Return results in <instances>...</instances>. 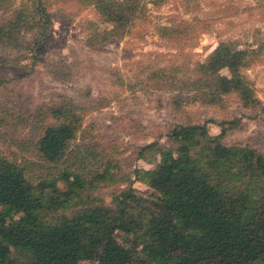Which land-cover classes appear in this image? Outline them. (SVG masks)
I'll use <instances>...</instances> for the list:
<instances>
[{
	"label": "trees",
	"instance_id": "trees-1",
	"mask_svg": "<svg viewBox=\"0 0 264 264\" xmlns=\"http://www.w3.org/2000/svg\"><path fill=\"white\" fill-rule=\"evenodd\" d=\"M28 1L0 25V38L40 16L30 45L37 52L50 37L51 19L46 0ZM140 1L94 3L122 31ZM248 56L224 43L209 54L197 81L207 88L206 104L234 93L244 108L259 106L241 75ZM48 108L34 148L56 174L35 178L29 165L0 155V264H264V156L248 144L224 142L236 121L217 124L214 136L211 120L177 125L166 134L170 147L142 146L137 159L150 167L135 169L107 205L90 193L113 178L114 165L98 154L89 159L92 152L72 155L80 116L66 100ZM134 184L152 193L145 197Z\"/></svg>",
	"mask_w": 264,
	"mask_h": 264
},
{
	"label": "rangeland",
	"instance_id": "rangeland-1",
	"mask_svg": "<svg viewBox=\"0 0 264 264\" xmlns=\"http://www.w3.org/2000/svg\"><path fill=\"white\" fill-rule=\"evenodd\" d=\"M28 3L0 1V25ZM46 3L51 26L42 49L30 46L40 16L0 38V155L29 165L35 178L56 174L34 144L48 107L66 100L81 118L70 153L92 152L89 159L98 154L114 165L113 178L90 193L107 205L135 169L150 167L137 159L139 148L154 141L170 147L166 134L177 125L211 120L214 136L217 124L236 121L224 142L248 144L264 156V0H141L122 31L101 18L94 0ZM220 43L249 53L241 75L259 106L244 108L234 93L206 104L198 68Z\"/></svg>",
	"mask_w": 264,
	"mask_h": 264
}]
</instances>
